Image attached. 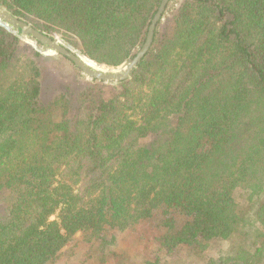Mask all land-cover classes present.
<instances>
[{
  "label": "trees",
  "instance_id": "1",
  "mask_svg": "<svg viewBox=\"0 0 264 264\" xmlns=\"http://www.w3.org/2000/svg\"><path fill=\"white\" fill-rule=\"evenodd\" d=\"M161 1L0 6L117 68ZM21 35L0 23V264H55L79 233L84 264H264V0H170L113 85Z\"/></svg>",
  "mask_w": 264,
  "mask_h": 264
},
{
  "label": "water",
  "instance_id": "2",
  "mask_svg": "<svg viewBox=\"0 0 264 264\" xmlns=\"http://www.w3.org/2000/svg\"><path fill=\"white\" fill-rule=\"evenodd\" d=\"M170 0H162L148 29L146 40L135 56L117 68L101 66L85 57L81 52L69 44L62 43L58 38H52L40 32L32 24L20 20L11 12L0 6V23L12 27L15 32L21 31L22 38L31 37L43 46V50L55 55H61L73 62L89 79H96L113 85L130 79L140 62L150 51L158 23L162 20Z\"/></svg>",
  "mask_w": 264,
  "mask_h": 264
},
{
  "label": "rangeland",
  "instance_id": "3",
  "mask_svg": "<svg viewBox=\"0 0 264 264\" xmlns=\"http://www.w3.org/2000/svg\"><path fill=\"white\" fill-rule=\"evenodd\" d=\"M56 38H58L59 41H61L62 43L67 44L59 36H57ZM24 40L28 44L32 45L34 48L44 51L43 46L42 45L40 46L37 42L33 40V38L26 37L24 38ZM50 54L53 56L55 55L52 53ZM46 63L47 65H49V69L51 71L56 72L60 76L62 75L69 76V74L65 72L66 70H69V73L73 74V71L69 67H62L60 65L56 66L57 65L56 62L53 63L52 61H47ZM156 217L158 220L164 218L162 216V212H159ZM91 252H93L92 243L88 241L82 233H79L77 234L75 241L67 249L63 251L62 256L59 258V260L55 264H84L87 258L90 256ZM120 252H126L125 247H123L120 250Z\"/></svg>",
  "mask_w": 264,
  "mask_h": 264
}]
</instances>
